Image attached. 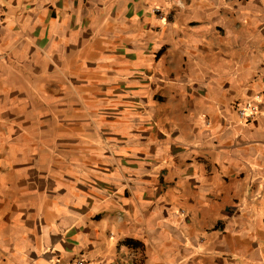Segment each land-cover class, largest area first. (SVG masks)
Masks as SVG:
<instances>
[{"label":"crops","instance_id":"crops-1","mask_svg":"<svg viewBox=\"0 0 264 264\" xmlns=\"http://www.w3.org/2000/svg\"><path fill=\"white\" fill-rule=\"evenodd\" d=\"M76 258L264 264V0H0V264Z\"/></svg>","mask_w":264,"mask_h":264},{"label":"built area","instance_id":"built-area-1","mask_svg":"<svg viewBox=\"0 0 264 264\" xmlns=\"http://www.w3.org/2000/svg\"><path fill=\"white\" fill-rule=\"evenodd\" d=\"M156 10V9H155ZM257 100L250 101L246 103H240L236 105V110L239 117L246 123L250 122L251 119L257 116L259 108H258V100L259 96L256 97ZM54 264H61L60 261H54ZM73 264H85L82 258H76Z\"/></svg>","mask_w":264,"mask_h":264},{"label":"rangeland","instance_id":"rangeland-1","mask_svg":"<svg viewBox=\"0 0 264 264\" xmlns=\"http://www.w3.org/2000/svg\"><path fill=\"white\" fill-rule=\"evenodd\" d=\"M56 261H59V259H56L55 262H56Z\"/></svg>","mask_w":264,"mask_h":264}]
</instances>
